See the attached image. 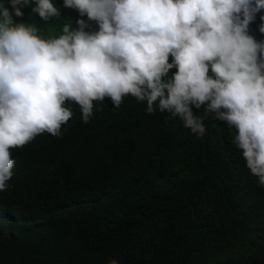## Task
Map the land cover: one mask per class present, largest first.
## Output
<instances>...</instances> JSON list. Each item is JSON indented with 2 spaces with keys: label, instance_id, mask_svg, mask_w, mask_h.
Here are the masks:
<instances>
[{
  "label": "trees",
  "instance_id": "16d2710c",
  "mask_svg": "<svg viewBox=\"0 0 264 264\" xmlns=\"http://www.w3.org/2000/svg\"><path fill=\"white\" fill-rule=\"evenodd\" d=\"M75 105L60 137L10 149L0 264H264V188L232 142L203 146L130 94L93 101L87 124Z\"/></svg>",
  "mask_w": 264,
  "mask_h": 264
},
{
  "label": "clouds",
  "instance_id": "9594fccd",
  "mask_svg": "<svg viewBox=\"0 0 264 264\" xmlns=\"http://www.w3.org/2000/svg\"><path fill=\"white\" fill-rule=\"evenodd\" d=\"M9 3L11 12L0 7V190L14 175L10 149L60 137L75 103L87 124L93 101L119 108L129 94L148 114L179 117L203 146L232 142L264 188V39L250 34L260 20L264 33V0Z\"/></svg>",
  "mask_w": 264,
  "mask_h": 264
}]
</instances>
